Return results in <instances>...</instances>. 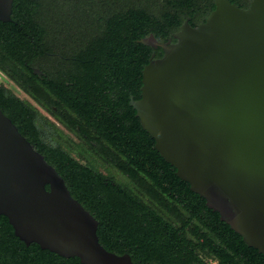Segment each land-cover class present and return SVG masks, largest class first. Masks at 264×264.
Here are the masks:
<instances>
[{"label": "water", "instance_id": "95a60500", "mask_svg": "<svg viewBox=\"0 0 264 264\" xmlns=\"http://www.w3.org/2000/svg\"><path fill=\"white\" fill-rule=\"evenodd\" d=\"M12 2L0 0L1 21ZM214 5L205 21H185L175 42L161 44L131 105L176 175L264 256V0ZM0 214L26 245L83 264H133L100 244L97 220L1 110Z\"/></svg>", "mask_w": 264, "mask_h": 264}, {"label": "flooded vegetation", "instance_id": "af4514ba", "mask_svg": "<svg viewBox=\"0 0 264 264\" xmlns=\"http://www.w3.org/2000/svg\"><path fill=\"white\" fill-rule=\"evenodd\" d=\"M230 1L242 8L250 3V0ZM157 4L168 8L174 30L160 38L151 33L142 37L152 35L155 40L151 45L142 43V38L136 39L143 46L125 50L130 53L129 58L127 55L119 62H108L103 77L141 74L145 61L162 55L161 44L176 41L173 34L181 24L187 21L190 26H197L215 7L214 0H157ZM51 28V23L45 25V39L31 41V53L19 68L15 64V46L10 49L5 45L0 23V110L39 153L73 154L83 162L88 160L87 154H92L98 172L105 175L108 171L113 186L119 189L116 182L122 180L123 186L129 189L133 184L127 177V167L122 170V165L128 163L127 155L147 154L144 129L138 127L141 126L139 118L131 105V98L140 97V87L133 94L127 88L100 90L84 86L82 69L86 58L82 48L76 54H69L71 46L80 41L74 40L69 33H64V38H51ZM11 31L15 36V21ZM148 47L151 50L146 56ZM19 103L28 111L24 117L17 112ZM132 111L134 120L130 119ZM44 187L49 190L48 184ZM139 202L153 204L154 201L144 197ZM183 202L194 208L198 202L197 215L192 218L175 215L173 212L178 210L173 203L172 207L164 209L166 214L150 217L158 222V237L147 234L131 238L114 233L113 246L146 244L144 249L153 255L148 264H264L261 253L245 248L222 224L214 222L200 201L187 199ZM1 215L0 264H4L7 255L14 251L15 239L6 231ZM112 218L115 220L116 216Z\"/></svg>", "mask_w": 264, "mask_h": 264}, {"label": "trees", "instance_id": "16d2710c", "mask_svg": "<svg viewBox=\"0 0 264 264\" xmlns=\"http://www.w3.org/2000/svg\"><path fill=\"white\" fill-rule=\"evenodd\" d=\"M10 18V21L0 23L5 45L10 49L15 46V64L19 68L31 53V41L45 39V25L51 23V38H64V33H69L74 40L80 41L71 46L72 53L69 54H76L82 48L86 58L82 69L84 86L100 90L127 88L133 94L141 86V74L106 78L102 76L105 65L113 60L119 62L127 55L129 58L130 53L125 50L136 45L143 46L136 39L150 33L160 38L174 30L172 15L168 8L159 7L157 0H13ZM14 21L15 36L11 31ZM150 50L148 47L146 56H149ZM19 104L17 112L24 117L28 111ZM130 119H135L133 111ZM143 132L147 140V154L127 155L128 163L122 165V170L127 167V177L133 184L129 189L123 186L122 180L116 182L119 189L113 186V178L108 171L105 175L98 172L92 154H87L86 162L73 154H42L64 179L71 194L97 220L96 234L100 244L117 254L127 252L133 264H148L153 255L144 249L146 244L115 247L112 244L113 234L120 233L131 238L156 234L158 237V222L150 217L166 214L164 209L174 203L178 212L173 214L192 218L197 215L198 202L194 208L183 201L194 199L210 212L214 222L222 224L245 248L249 247L239 234L220 220L218 212L206 206L204 198L192 192L189 184L176 175L175 168L155 149L154 139L146 130ZM144 197L153 199V204L139 202ZM114 215L115 220L112 218ZM1 217L6 231L15 239L14 251L7 255L4 264H83L78 257L60 256L42 249L35 242L26 245L14 234L6 216ZM249 249L257 252L255 248ZM261 257L264 258L263 255Z\"/></svg>", "mask_w": 264, "mask_h": 264}]
</instances>
